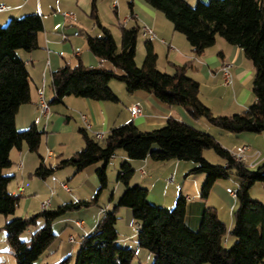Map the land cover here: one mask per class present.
Instances as JSON below:
<instances>
[{
    "label": "trees",
    "instance_id": "obj_1",
    "mask_svg": "<svg viewBox=\"0 0 264 264\" xmlns=\"http://www.w3.org/2000/svg\"><path fill=\"white\" fill-rule=\"evenodd\" d=\"M171 22L176 31L186 35L196 54H202L215 44L218 36L228 43L238 45L252 61L255 74L252 88L254 102L242 113L216 115L200 97V83L187 74L190 63L174 65V72L158 67V53L151 41L146 42V56L142 66L136 61L137 39L141 24L137 21L131 2V27L122 26V44L118 46L111 29L101 23L97 0H93L91 15L103 36L87 34L88 49L111 64L89 66L79 60L76 65L65 64L53 73L55 97L52 103L74 95L99 101H117L118 96L110 87L117 79L125 83L130 92L144 90L169 105L187 109L190 116L204 117L211 124L232 133L243 131L264 133V0H211L199 1L192 6L187 0H145ZM44 30L42 16L38 13L11 18L0 25V214L16 211L20 194L8 188L15 175L4 173L12 165L13 148L26 144L33 152H39L43 135L37 125L24 130L16 126V114L20 106L30 100L29 71L19 50L32 51L39 47V34ZM86 146L68 159L60 161L56 168L75 167L76 172L99 164L96 174L100 187L92 199L65 202L55 208H43L28 216L10 219L4 225L16 264H35L41 255L57 239L53 224L73 210H80L99 201L101 192L108 186V169L119 149L131 160H143L151 156L158 161L170 159L193 161L191 173L207 175L201 196L207 199L214 184L232 173L239 177L237 208L231 230L214 207H208L199 228L193 229L186 222L187 198L180 192L171 210L157 206L148 200V189L140 184L130 185L135 169L129 160L122 162L118 181L125 185L113 210L106 211L96 227L85 235L77 252L75 264H130L136 251L121 247L117 230L121 207L131 208L139 224L138 243L155 254L153 264H264V202L252 197L251 189L264 181V164L253 169L247 163L235 160L211 134L174 117L152 130H141L135 123L112 128L103 139L90 136L80 129ZM154 145L157 149H153ZM213 149L225 163L212 164L204 157V150ZM54 167L44 161L34 175L47 178ZM104 208V207H103ZM31 228V238L22 234ZM235 242L226 246L227 235ZM72 257L47 264H70Z\"/></svg>",
    "mask_w": 264,
    "mask_h": 264
},
{
    "label": "crops",
    "instance_id": "obj_2",
    "mask_svg": "<svg viewBox=\"0 0 264 264\" xmlns=\"http://www.w3.org/2000/svg\"><path fill=\"white\" fill-rule=\"evenodd\" d=\"M136 1L137 4L133 2V11L137 21L141 24V31L145 27H149L156 34L153 39H158L163 43H167V39H170L172 46H169V62L173 61V63L177 64L190 63L187 74L200 83V97L214 113L216 105L220 107V113H223L221 115L242 113L249 108L255 100L252 88L255 68L240 46L230 44L224 38L218 36L215 44L208 47L202 54H196L189 40L187 39V41L185 37H182L184 36L183 33L176 31L173 24L167 21L158 10L150 4L149 6L151 7L146 3L144 5L140 0ZM92 3L93 0H0V4L8 6L7 9L0 11V25H5L11 18L16 16L21 17L30 13L40 14L44 22V30L39 34V47L32 51L24 49L18 51L20 56L25 60L30 75V100L20 106L16 114V126L18 130H24L30 126L37 125L43 131L39 152L31 151L26 144L20 148H13L10 154L12 165L7 171L9 175H15L13 178L15 179L17 172L22 177L25 174L31 177L42 161H44L46 166L55 168L52 175H50L52 176L51 182L47 179L50 176L45 179L42 178L47 180L55 189L53 190L52 195L54 197L52 199L46 198L47 196L41 198V207L43 208H45L43 206L45 202L49 203L48 207H53L69 201L92 199L100 187L96 174L99 164L90 165L80 172H76L75 167L71 166L73 169H70V171H67L69 169L64 170L65 174L61 173L62 171L57 172V170L69 166L56 168L60 161L70 158L86 146L80 131L81 128H85L82 114L87 115L90 119L91 131L87 130L90 136H93L94 132H102L107 136L112 128L126 123H135L141 130H152L164 125L170 117L184 120L196 126V119L190 116L187 109L183 106L169 105L144 90L130 92L127 90L126 85H124L125 83H118V81H113V79L110 81V87L118 96L117 101H99L69 95L64 97L59 103L51 102L55 97L53 87L54 71L65 64L74 66L79 60H82L84 64L89 66L104 65V61L92 53L87 46V34L95 35L92 33L96 28L95 21H93L94 18L91 15ZM118 8L114 9L117 11ZM142 9H146L148 13H142ZM125 20H130V16H127ZM144 36L150 37L149 35ZM115 39L119 46V41L117 38ZM151 39L147 41L153 43ZM153 45L155 48L156 45L154 43ZM155 51H157L156 48ZM140 57L136 59L137 64L142 62L143 57L139 60ZM226 66H228L227 69H225ZM158 67L160 68L159 54ZM226 72L230 76V83H226ZM41 95L50 103L51 114L49 118L43 117L39 123H35L36 117L40 115L39 103ZM137 104H140L141 111L138 115H134L131 109ZM74 115L79 118L81 123L79 127L81 138H78L77 144L70 153H68L64 143L63 149L57 155L53 149L57 146L58 135L63 128L69 127L72 124L71 121L75 118ZM77 124L78 122H76ZM201 129L213 134L215 133L207 125ZM242 141H249V143H245L246 145H250V142L253 144L257 143L256 145L260 149L252 146V144L250 145L252 155L257 151L260 152L259 162L252 166L253 169L264 164V133L254 132L252 135L240 133L231 144L228 143V139L226 142H221V144L232 151ZM237 143L238 146L231 148L233 145H237ZM153 149H157V146L154 145ZM119 155L121 157L120 162L129 160L135 169L130 185L136 183L147 188L149 201L153 203L157 202L156 204L161 203L160 205L165 207L167 203L176 204V199L180 192L186 196V222L191 228H199L203 213L208 207L216 208L220 219L226 223L220 216V206H218V200H216L219 195L230 202V210L233 212V217L229 219L228 229L231 230L233 228L234 211L237 208V201L227 190L231 188L230 186L226 185L225 189V183L218 180L214 184L208 198L203 199L201 191L205 177L204 175H200L199 177L188 174L194 167L192 163L177 159L158 161L151 156L143 160H131L126 153L119 152ZM47 158L54 159V163L48 162ZM113 161H116V165L114 166L119 167L117 153ZM19 162L22 163L21 169L15 167L16 163ZM12 166L17 170H14ZM142 171L145 172L144 175H142ZM183 174L184 177H182ZM169 175H172V177L168 178ZM53 176H55V179H53ZM172 179H174L172 181L173 184L175 181H178L179 186L172 188V182L169 181ZM61 181L66 182L69 189L64 188L60 184ZM58 188L60 189L57 192ZM116 189L119 190L118 196L120 197L125 190V185L124 187H120V184H117ZM17 190L22 194L26 192L27 188L19 185ZM110 190L108 180V186L100 195L105 194L108 196L111 193ZM251 195L253 198L264 202V181L258 182L252 187ZM116 199L117 195L113 193L110 204L104 208L102 207L101 210L88 213L90 210L80 211V209L78 211L80 214L79 219H74L73 214L75 213L74 211H70L55 221L53 229L57 234V239L47 250L49 256L47 260L51 261L49 263H54L68 256L73 258L83 237L96 227L102 215L110 210L113 203L118 201ZM231 199H233L232 203ZM130 209H126V213L131 223V218H134V215L132 213L133 210ZM7 220H9L8 217L6 218ZM62 223H64L62 229L57 231L55 228ZM74 226L79 230L78 236ZM131 237L132 234L121 238L119 233L120 241L127 242ZM234 242L235 238L232 236L231 242L228 245L231 246Z\"/></svg>",
    "mask_w": 264,
    "mask_h": 264
},
{
    "label": "rangeland",
    "instance_id": "obj_3",
    "mask_svg": "<svg viewBox=\"0 0 264 264\" xmlns=\"http://www.w3.org/2000/svg\"><path fill=\"white\" fill-rule=\"evenodd\" d=\"M140 1L143 4L146 3L149 6V4L145 0H140ZM187 1L192 6H196L199 1H202L204 3H208L211 0H187ZM118 2H119V8L117 11H116V9H114V7L112 5V0H97V7H98V14H99V18H100L101 23L111 29L112 33L114 34V37L117 38V40L119 41V47H121V44H122V26L131 27L134 25L135 22L133 20H131V19L125 20V18L127 16H130V14H131V6H130L131 2H134L137 4V1L136 0H118ZM138 6L141 7L140 5H138ZM149 7H151V6H149ZM141 8H143V7H141ZM152 9H154V8H152ZM141 12L144 14H146V12L148 13V11L146 9L145 10L142 9ZM21 17L16 16L15 18H21ZM93 21H94V19H93ZM92 34H95L94 36H103L102 31L100 30V28L97 25H96V28ZM183 35L184 36H182V37H185V39L187 40L186 35L185 34H183ZM150 39H151L150 37H145L143 35V31L139 32L138 39H137L136 59H137V57H140V56L143 57L142 62L140 61L141 63L138 64L139 66H142L144 63L143 60H145V56H146V45L145 44H146V41L150 40ZM151 40L156 45V47H155L157 50L156 52L159 54V66L161 68V69L160 68L159 69L162 71L173 73L174 72L173 61H171V63H170L168 60L169 46H172L170 44V39H167L168 40L167 43H163L160 40L153 39V38ZM20 50H22V49H20ZM142 57H140L139 60ZM103 63H104V65L111 67L110 63H108L106 61H104ZM113 81H118V83H124V82L117 80V79H113ZM219 108L220 107H217V105H216V111H215L216 115L223 114V113H220L221 111ZM74 116H75V118L73 119V121H71L72 124H70L69 127L63 128L61 133L58 135L57 146L53 149L54 151H56L57 155H59L60 150L63 149L64 143L66 145L65 147H67L68 153H70L71 150L73 149V147L77 144L78 138L79 139L81 138V135L79 132V127L81 126V123L79 121V118L76 115H74ZM197 119H196L197 128L211 134L217 140H219L220 143L226 142V140L228 139V143L231 144V142H234L235 138L238 137L240 134V133H232L230 131H227V130H224L220 127H217V126L211 124L210 122H208L204 117H200ZM76 122H78L77 125H76ZM205 125H207L212 130H214L215 133L213 134V133H210L204 129H201V128H205ZM241 134L252 135V134H254V132L243 131V132H241ZM239 138H241V137H239ZM245 143H249V141H246V142L242 141L239 144L242 145ZM251 144H252V146H255L258 148V145H256L257 143L253 144L250 142V145ZM44 145H45V142H44ZM234 146L235 147L238 146V143H237V145H233L231 148H235ZM119 152L125 153V151L122 149H119L117 152L119 167L114 166V165H116L115 164L116 161H113L112 164L109 166V169H108L109 187L111 189L110 195H108V196H106L105 194L100 195L99 201L96 205H92V206L87 207V208H82L80 211H86L88 209V210H90V211H88V213L89 212L92 213V211L101 210L102 207H106L107 205L110 204L111 195L113 193L115 195H117V199H118L119 190L116 189L117 184L118 185L120 184V187H124V184L118 181L119 168L122 164V162H120L121 157L119 155ZM204 157L209 162H211L212 164L222 165L225 163L224 158H222L213 149L204 150ZM47 161L54 163L55 160L52 158H47ZM188 163H192L194 166L196 165V163H194L193 161H188ZM15 167L18 169L17 163H16ZM15 167L12 166V168L14 170L16 169ZM8 168L9 167L4 168V173L8 174L7 173ZM66 169H69L67 171H70V169H73V168L71 166H69L66 168L59 169V170H57V172L62 171L61 173L65 174L66 172L64 170H66ZM184 174L182 175V177H184ZM189 175H192V176L196 175L199 177H200V175H204V177H205L204 180H206V177H207V175L203 172L191 173ZM58 176H60V175L58 174ZM51 177L52 176L47 178L49 182L52 181V180H50V179H52ZM171 177H172V175H169L168 178H171ZM62 178H65V177H62ZM173 180L174 179L169 180V181L172 182ZM219 180L222 181V183H225L224 184L225 189H226V185L230 186L232 189H237L239 186V177L236 173H232L230 175V177L221 178ZM48 181L42 179L41 177L34 175V172H33L31 177L27 174H25V176L22 177V175L19 172H17V177L15 179H12V181L10 182L9 190L15 194H20L21 197H20V202L16 207V211L13 214H10L7 216L4 214H0V264H16V258L11 251L10 245L8 243V240H7V232H6V229L4 228V225L8 221V220L6 221V218L8 217L10 220V219L17 218V217H28V216H32V215L40 212L43 209V207H41L42 206V199L41 198L47 196L46 198L52 199L54 197L52 194H53V190H55V189L51 186V184ZM135 184L136 183L132 184V186ZM19 185L25 186L27 188L25 193L21 194L17 190ZM171 186H172V188L173 187L175 188V186H179L178 181H175L174 184L172 182ZM33 187H34V189L32 190ZM59 189L60 188L57 189V192ZM120 190H121V188H120ZM216 200H218L217 201L218 203L217 202L216 203L218 204V206H220V209H219L220 210V216L223 220L226 221V225L229 228V219L231 217H233V212L230 210V202H228V200L226 198L221 197L220 195L217 196ZM230 201L232 203L233 199H231ZM117 202L118 201L113 203L110 210L114 209ZM151 203H153V202H151ZM156 203H154V204H156ZM160 204L161 203H158L156 205L163 207L165 209H168V210H171L175 207V203H174V205L167 203V205L165 207L160 205ZM55 207H57V206H53V207L50 206L49 208H55ZM126 209H128V208L127 207H121L118 210V212H117L118 221H117L116 226H117L118 232L121 235V238H123L124 236H128L130 234H132V237L127 242L122 241V240L120 241L118 239L116 243L121 247H131L137 252L130 264H153L154 259H155V254L152 253L150 250H148L146 248H142L139 246V243H138L139 232L137 231V227H139L138 221L134 218H131V223H130V219L128 217V214L126 213ZM73 211L75 213V214H73L74 219H79L80 218V216H79L80 214L78 212L79 210H73ZM63 225H64V223L60 224V226L58 225L55 229L57 231H59L62 229ZM74 227H75V232L78 236L79 230L76 228V226H74ZM34 229L35 228H31V229L26 230L21 236L22 239H24V240L30 239L31 238V232ZM227 239H228V241L225 242L226 245H228L231 242L232 235L228 234ZM79 248H80V246L75 251L74 257L72 258V261L70 264H75V260L77 258V252H78ZM47 257H49V256H48V252L46 251L43 255H41V257L38 260L35 261V264H47V263L51 262V261L47 260Z\"/></svg>",
    "mask_w": 264,
    "mask_h": 264
},
{
    "label": "built area",
    "instance_id": "obj_4",
    "mask_svg": "<svg viewBox=\"0 0 264 264\" xmlns=\"http://www.w3.org/2000/svg\"><path fill=\"white\" fill-rule=\"evenodd\" d=\"M112 5L114 8H118V0H112ZM8 6L6 5H2L0 4V11H3L5 9H7ZM144 35H149L151 38H154L156 36L155 32L149 28V27H145L144 30ZM228 66L225 67V69H227ZM226 83H230V76L229 74L226 72ZM132 113L134 115H138L141 111V106L140 104L134 105L133 108L131 109ZM39 113L40 115L38 117H36L35 119V123H39L41 118H49L50 114H51V106L50 103L44 98L43 95H41V99H40V103H39ZM82 120L84 122V126L86 130H90L91 131V122L90 119L88 118L87 115L82 114ZM93 137L95 139L101 140L105 137V134L102 132H94L93 133ZM252 148L250 145H239L235 150L231 151V154L233 156V158L239 162H243V163H247L250 166L256 165L259 162V157H260V152L257 151L256 153H254L253 155L251 154ZM115 156H113L114 158ZM18 164V168L21 169L22 167V163L19 162ZM145 172L142 171V175H144ZM53 179H55V176H53ZM60 184L66 188L69 189V186L67 185L66 182L61 181ZM228 192H230L232 194V196L234 198H236L237 196V189H232V188H228L227 189ZM49 205L48 202H45L43 204V206L46 208ZM139 227H137V231H138ZM227 241V240H226Z\"/></svg>",
    "mask_w": 264,
    "mask_h": 264
}]
</instances>
